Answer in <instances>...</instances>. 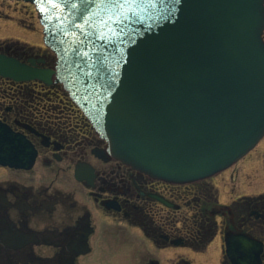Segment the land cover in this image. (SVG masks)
<instances>
[{"label": "water", "instance_id": "water-1", "mask_svg": "<svg viewBox=\"0 0 264 264\" xmlns=\"http://www.w3.org/2000/svg\"><path fill=\"white\" fill-rule=\"evenodd\" d=\"M25 1L56 69L0 55V73L63 83L116 158L184 183L264 137V0ZM31 149L0 122V164L29 168ZM239 249L235 264H260L259 250Z\"/></svg>", "mask_w": 264, "mask_h": 264}, {"label": "flooded vegetation", "instance_id": "flooded-vegetation-1", "mask_svg": "<svg viewBox=\"0 0 264 264\" xmlns=\"http://www.w3.org/2000/svg\"><path fill=\"white\" fill-rule=\"evenodd\" d=\"M27 44L0 54L52 64L44 43ZM47 87L0 74V121L36 150L29 168L0 164V264H195L175 250L210 255L218 239L220 264H235L228 244L264 264V193L223 202L222 172L176 183L136 169L110 154L69 90Z\"/></svg>", "mask_w": 264, "mask_h": 264}, {"label": "rangeland", "instance_id": "rangeland-1", "mask_svg": "<svg viewBox=\"0 0 264 264\" xmlns=\"http://www.w3.org/2000/svg\"><path fill=\"white\" fill-rule=\"evenodd\" d=\"M21 42L28 43V46L34 45L36 51H39V45H43V26L38 13L34 6L28 5L27 2L0 0V45L20 44ZM44 46V52L52 59L54 54L49 47ZM47 89L53 88L47 87ZM232 173L236 175L235 179L230 178ZM213 182L218 187L223 202H230V194L237 197L240 193L252 192L256 195L264 193V138L247 155L216 177ZM221 244L222 240L219 239L214 242L209 250L210 255L197 253L188 248L176 249L175 254L176 256L186 255L195 260V264H201V262L203 264H207V262L208 264H220Z\"/></svg>", "mask_w": 264, "mask_h": 264}]
</instances>
